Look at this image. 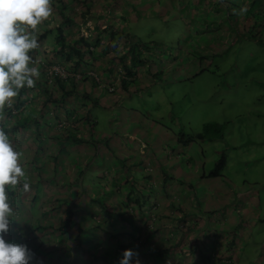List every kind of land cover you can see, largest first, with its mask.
I'll use <instances>...</instances> for the list:
<instances>
[{
	"label": "crops",
	"instance_id": "0c3cea01",
	"mask_svg": "<svg viewBox=\"0 0 264 264\" xmlns=\"http://www.w3.org/2000/svg\"><path fill=\"white\" fill-rule=\"evenodd\" d=\"M52 6L38 26L40 47L30 53L39 69L35 87L14 98L16 113H0L30 183L28 193L22 183L8 189L14 221L5 239L27 244L33 264H119L125 249L138 253L133 260L141 264H264L258 239L264 230L254 234L264 228V176L229 175L228 158L214 174L220 158L203 169L207 158L194 144L211 139L175 112L165 126L170 112L160 111L174 105L173 87L193 80L209 50L212 58L220 55L227 40L241 42L243 33L242 41L264 48V0H53ZM171 19L186 26L185 40H146L135 29ZM194 33L207 47L195 45ZM126 36L139 46L131 48ZM51 65L64 74L53 78ZM154 88L159 109L148 124L142 113L149 111L124 104L134 95L142 103ZM101 110L110 112L111 130L100 127ZM132 125L150 133L129 134Z\"/></svg>",
	"mask_w": 264,
	"mask_h": 264
},
{
	"label": "rangeland",
	"instance_id": "374dc122",
	"mask_svg": "<svg viewBox=\"0 0 264 264\" xmlns=\"http://www.w3.org/2000/svg\"><path fill=\"white\" fill-rule=\"evenodd\" d=\"M238 7L239 5L233 6L232 12L236 13ZM256 8L257 4L250 6V11H254ZM169 21L170 23L167 24H162L157 20L149 21L146 24H140L141 27L135 29L146 40H159V38L163 40L164 38L172 43L179 38L185 40L188 30L182 21L180 19ZM191 35L190 38L194 40L195 45H197V41L198 43L203 41L202 44L197 45L199 49L207 47L204 44V36L195 33ZM243 35L244 33L239 36L241 42L237 40L231 44L227 40L228 50L220 55L219 53L213 54L212 58L211 50L205 53L207 59L204 58L201 67L199 65L196 67L197 75L193 80L187 85L173 87L174 105L167 107V110H160L170 112L169 118L164 117L162 121L165 126L170 127V119L175 115L173 113L175 112L181 116L186 125H191L193 131L201 135L202 139L207 137L211 139L197 141L194 144V148L200 153L202 151L207 158L204 161L203 169L214 168L215 162L225 153V158L230 159L225 172L236 176V178L251 174L264 176V164L259 162V159L264 157V145L260 142V139L264 140V129H262L264 128V48L250 41H242ZM221 39L224 40L225 37H221ZM173 52H176V48H173ZM203 68H206V71H201ZM185 75L187 73H182L181 76L178 75V78L182 79ZM230 83L232 84L229 85ZM114 93H110V95H115ZM159 94L156 88L148 93L144 92L142 103L139 96L134 95L131 103L127 100L124 107L130 108L133 107L132 104H137L143 110L146 109L149 112L144 111L142 114L149 120L148 124H151L156 113L155 110L159 109L157 107ZM110 95H108V99ZM146 102L147 104H145ZM109 115L108 111L101 110L99 113L100 127L105 130L112 128L107 123ZM139 119L138 117L133 120ZM128 120L130 121L131 118ZM123 121L122 115H120V120L116 119V130L118 126H122ZM128 132L129 134L140 133L142 135H145L146 132L150 133L146 129H140L134 125L129 127ZM218 152L222 154L219 155ZM261 189L263 188L261 187ZM260 230H264V228L257 227L254 234ZM262 238L263 236L258 237L259 242L264 244ZM261 263L262 261L259 260L255 264Z\"/></svg>",
	"mask_w": 264,
	"mask_h": 264
},
{
	"label": "clouds",
	"instance_id": "9594fccd",
	"mask_svg": "<svg viewBox=\"0 0 264 264\" xmlns=\"http://www.w3.org/2000/svg\"><path fill=\"white\" fill-rule=\"evenodd\" d=\"M52 5L53 0H0V113L12 106L21 89L35 87L39 69L33 66L30 53L40 47L38 26L53 14ZM21 156L0 127V264H33L36 260L27 244L5 239L14 221L8 189L15 191L22 183L23 191H30ZM134 256L138 253L132 249L123 250L119 264H141Z\"/></svg>",
	"mask_w": 264,
	"mask_h": 264
},
{
	"label": "trees",
	"instance_id": "16d2710c",
	"mask_svg": "<svg viewBox=\"0 0 264 264\" xmlns=\"http://www.w3.org/2000/svg\"><path fill=\"white\" fill-rule=\"evenodd\" d=\"M243 0H239V2H242ZM258 1H260V0H258ZM261 9H263V8H261ZM264 10H262L261 12H262V14L264 15V12H263ZM126 38V42H128V43H130V45H131V48H135V47H138L139 46V42H136L135 41V39L133 38V37H130V36H126L125 37ZM117 39V38H116ZM81 43H82V46H83V48H87L88 47V43L86 42V39L85 38H81ZM141 45H146L145 43H141ZM86 53H85V51L83 50V52L81 53V55L79 56V57H82V56H84ZM70 59V58H69ZM55 75V74H54ZM52 76L53 78H60V77H58V76ZM15 105V104H14ZM9 113V112H8ZM224 164H225V156L224 155H222L221 157H220V159L218 160V162H217V164H216V166H215V170L212 172L213 174L214 173H216V171L218 172V171H220V169H222V167L224 166Z\"/></svg>",
	"mask_w": 264,
	"mask_h": 264
},
{
	"label": "built area",
	"instance_id": "2783aa9c",
	"mask_svg": "<svg viewBox=\"0 0 264 264\" xmlns=\"http://www.w3.org/2000/svg\"><path fill=\"white\" fill-rule=\"evenodd\" d=\"M46 71H47V73H49V74H51V76L52 75H54V74H64V71H63V69L60 67V66H58V65H51V66H48V68L46 69ZM107 90L109 91V92H112V91H114V87L112 86V85H109L108 87H107ZM6 109H7V111L9 112V114H14V113H16L17 112V108H16V106L14 105V102H13V104H12V106L11 107H5Z\"/></svg>",
	"mask_w": 264,
	"mask_h": 264
}]
</instances>
